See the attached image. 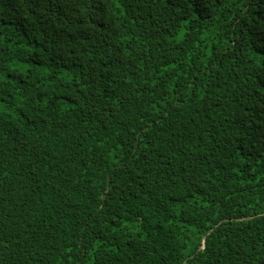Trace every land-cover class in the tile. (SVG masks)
I'll return each instance as SVG.
<instances>
[{
    "label": "trees",
    "instance_id": "obj_1",
    "mask_svg": "<svg viewBox=\"0 0 264 264\" xmlns=\"http://www.w3.org/2000/svg\"><path fill=\"white\" fill-rule=\"evenodd\" d=\"M0 264H264V0H0Z\"/></svg>",
    "mask_w": 264,
    "mask_h": 264
},
{
    "label": "rangeland",
    "instance_id": "obj_2",
    "mask_svg": "<svg viewBox=\"0 0 264 264\" xmlns=\"http://www.w3.org/2000/svg\"><path fill=\"white\" fill-rule=\"evenodd\" d=\"M3 105H0V107H2Z\"/></svg>",
    "mask_w": 264,
    "mask_h": 264
}]
</instances>
